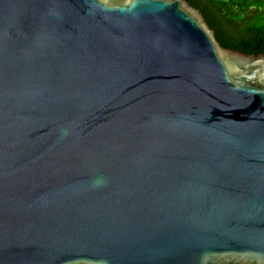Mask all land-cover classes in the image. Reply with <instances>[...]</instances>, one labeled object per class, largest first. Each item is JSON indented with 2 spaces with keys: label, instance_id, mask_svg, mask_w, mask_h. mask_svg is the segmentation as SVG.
<instances>
[{
  "label": "water",
  "instance_id": "water-1",
  "mask_svg": "<svg viewBox=\"0 0 264 264\" xmlns=\"http://www.w3.org/2000/svg\"><path fill=\"white\" fill-rule=\"evenodd\" d=\"M0 264H264V54L186 0H0Z\"/></svg>",
  "mask_w": 264,
  "mask_h": 264
},
{
  "label": "trees",
  "instance_id": "trees-1",
  "mask_svg": "<svg viewBox=\"0 0 264 264\" xmlns=\"http://www.w3.org/2000/svg\"><path fill=\"white\" fill-rule=\"evenodd\" d=\"M204 16L222 47L264 54V0H186Z\"/></svg>",
  "mask_w": 264,
  "mask_h": 264
}]
</instances>
